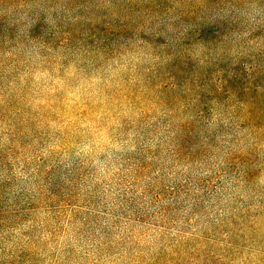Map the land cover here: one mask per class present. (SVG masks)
<instances>
[{"label":"rangeland","instance_id":"rangeland-1","mask_svg":"<svg viewBox=\"0 0 264 264\" xmlns=\"http://www.w3.org/2000/svg\"><path fill=\"white\" fill-rule=\"evenodd\" d=\"M32 1L0 4V264H264V0Z\"/></svg>","mask_w":264,"mask_h":264},{"label":"trees","instance_id":"trees-1","mask_svg":"<svg viewBox=\"0 0 264 264\" xmlns=\"http://www.w3.org/2000/svg\"><path fill=\"white\" fill-rule=\"evenodd\" d=\"M22 2H30V0H21ZM32 1V0H31ZM35 2L37 0H34ZM124 2L122 3L125 4L128 0H123ZM154 1V0H152ZM12 2H14V0H0V4L4 5V6H8V4H11ZM33 2V1H32ZM128 7V6H127ZM106 15H111V16H118L120 15L121 18L123 17L124 18V22H126L129 18V11H127L126 8H123V7H117L116 4H113L112 6H110L109 8L106 7ZM31 17L28 16V23L27 25L25 26L24 25V28H25V37L27 38H33L32 37V33H33V30L35 27L37 26H40L41 24H44V20H43V15L42 14H39V16H36L35 14H30ZM99 19L97 18V16L95 18H87V19H84V18H80V20H77V22H80L78 23L80 25V30H79V34L80 36L78 37H82V38H85L87 35L85 34V27L86 26H91V25H95L94 22H96V20ZM31 21V23H29ZM11 25H15V24H9L7 25V28L9 29L11 27ZM112 23L109 22L107 25H106V30H110L112 28ZM126 26V23L124 24ZM52 29V36H56L57 38H59L58 36L63 34L64 36H66L65 39H63V41H67L69 40V38L71 37V35H75L73 34L72 32L70 33V30L68 31H62L60 30V26L59 25H55L53 27H51ZM60 30V31H59ZM24 126L23 128L27 127V129H32V128H29V126L25 125V122L23 123ZM23 133L24 132H21V135L23 136ZM21 138V136H20ZM24 138V137H23ZM13 142H19V138H16V140H14ZM25 150L27 149V147H24ZM5 148H3V150H5ZM18 149V146H11V148L3 151V152H6V153H9V155H13ZM13 158V157H11Z\"/></svg>","mask_w":264,"mask_h":264}]
</instances>
